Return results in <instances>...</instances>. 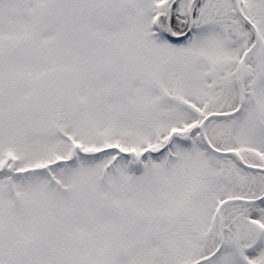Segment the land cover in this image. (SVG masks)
I'll return each mask as SVG.
<instances>
[{
	"label": "snow or ice",
	"instance_id": "1",
	"mask_svg": "<svg viewBox=\"0 0 264 264\" xmlns=\"http://www.w3.org/2000/svg\"><path fill=\"white\" fill-rule=\"evenodd\" d=\"M0 264H264V0H0Z\"/></svg>",
	"mask_w": 264,
	"mask_h": 264
}]
</instances>
